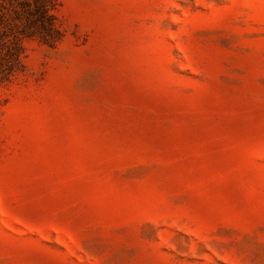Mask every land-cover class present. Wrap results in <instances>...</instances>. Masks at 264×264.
<instances>
[{
    "label": "rangeland",
    "instance_id": "obj_1",
    "mask_svg": "<svg viewBox=\"0 0 264 264\" xmlns=\"http://www.w3.org/2000/svg\"><path fill=\"white\" fill-rule=\"evenodd\" d=\"M0 264H264V0H0Z\"/></svg>",
    "mask_w": 264,
    "mask_h": 264
}]
</instances>
